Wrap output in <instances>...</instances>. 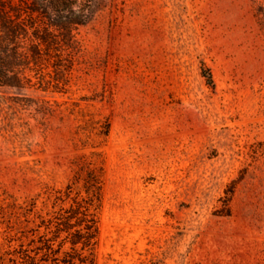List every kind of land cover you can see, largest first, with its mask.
Listing matches in <instances>:
<instances>
[{
  "label": "rangeland",
  "instance_id": "obj_1",
  "mask_svg": "<svg viewBox=\"0 0 264 264\" xmlns=\"http://www.w3.org/2000/svg\"><path fill=\"white\" fill-rule=\"evenodd\" d=\"M123 1L0 87V264H264V0Z\"/></svg>",
  "mask_w": 264,
  "mask_h": 264
},
{
  "label": "trees",
  "instance_id": "obj_2",
  "mask_svg": "<svg viewBox=\"0 0 264 264\" xmlns=\"http://www.w3.org/2000/svg\"><path fill=\"white\" fill-rule=\"evenodd\" d=\"M123 4V0H0V87L14 86L13 81L23 69L31 70L30 64L38 66L43 47L47 51L74 48L79 44L80 28L121 11ZM83 172L81 189L86 197L82 203L75 202V209L71 207L57 218L53 235L57 238L61 232L68 233L73 251L78 244L81 250L89 248L97 234L90 208L100 203L101 172L94 166ZM71 226H82L83 232L78 229L72 233ZM51 240L47 239L48 243Z\"/></svg>",
  "mask_w": 264,
  "mask_h": 264
}]
</instances>
